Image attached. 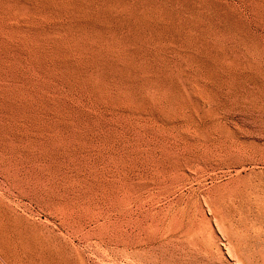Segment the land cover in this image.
Returning a JSON list of instances; mask_svg holds the SVG:
<instances>
[{
	"label": "rangeland",
	"instance_id": "1",
	"mask_svg": "<svg viewBox=\"0 0 264 264\" xmlns=\"http://www.w3.org/2000/svg\"><path fill=\"white\" fill-rule=\"evenodd\" d=\"M259 90L264 0H0L8 260L264 264Z\"/></svg>",
	"mask_w": 264,
	"mask_h": 264
},
{
	"label": "bare ground",
	"instance_id": "2",
	"mask_svg": "<svg viewBox=\"0 0 264 264\" xmlns=\"http://www.w3.org/2000/svg\"><path fill=\"white\" fill-rule=\"evenodd\" d=\"M238 80H248L252 81L253 77L250 76H243L238 78ZM231 83L230 85V91L231 92H240L249 95V90L246 86L241 85L240 83ZM235 85V86H234ZM257 89V87H256ZM262 93L264 91L259 90ZM257 108L260 110V113L264 115V106L259 105ZM258 145V144H257ZM263 147V145H262ZM258 148V147H257ZM259 152L264 155V148H261ZM252 155V154H251ZM264 157V156H263ZM251 158V157H250ZM255 158V157H254ZM251 160V159H250ZM255 160V159H254ZM253 160V161H254ZM257 161V160H256ZM258 163L260 164L259 169L252 168L248 171L246 184L239 190V196L240 198L246 202L247 204V210L246 212H242V214H248L249 216V224L248 226L251 227L253 231V235L251 237V240L257 244L260 245L261 249L260 251L263 254L264 257V158L259 160ZM258 163H255L256 165ZM242 166V165H241ZM254 166V165H253ZM250 167H252L250 165ZM257 167V166H256ZM249 168V167H248ZM246 170V169H245ZM242 171V170H241ZM240 187V186H239ZM237 194V193H236ZM241 209V208H240ZM237 210V209H236ZM237 213V212H236ZM239 213V211H238ZM241 213V211H240ZM239 215V214H238ZM239 228V227H238ZM1 234V233H0ZM2 235V234H1ZM251 235V234H250ZM5 236V235H4ZM3 239V238H2ZM8 240V239H7ZM5 241V240H4ZM12 241V240H11ZM5 243V242H4ZM11 243V242H10ZM19 244V243H18ZM7 245V244H6ZM0 240V252L2 253L3 258L8 260L7 258V249L3 247ZM17 249V248H16ZM250 250V249H249ZM12 251V250H11ZM259 252V251H258ZM9 253V252H8ZM9 255V254H8ZM12 255V254H11ZM14 255V254H13ZM23 255V254H22ZM233 255V254H232ZM18 257V256H17ZM20 259V258H19ZM29 261V259H27ZM42 260V259H41ZM264 260V259H263ZM10 264H23L21 263L18 258H11L8 260ZM25 262V261H23ZM38 262V260H37ZM42 262V261H41ZM44 262V260H43ZM205 262V261H204ZM34 263V261H33ZM37 264V263H36ZM45 264V263H44ZM235 264V263H234Z\"/></svg>",
	"mask_w": 264,
	"mask_h": 264
}]
</instances>
